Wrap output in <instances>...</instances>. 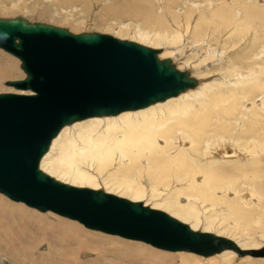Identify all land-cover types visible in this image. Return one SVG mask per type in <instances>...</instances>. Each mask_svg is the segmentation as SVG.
<instances>
[{"label":"bare ground","instance_id":"bare-ground-1","mask_svg":"<svg viewBox=\"0 0 264 264\" xmlns=\"http://www.w3.org/2000/svg\"><path fill=\"white\" fill-rule=\"evenodd\" d=\"M11 1L12 6L14 0ZM261 2L262 0H202L201 4L205 10L198 8L199 5L195 2L190 3L196 8V13L205 11L210 17L203 20V17L199 15L193 26V22L189 25L188 21V24L184 23L187 27H183L180 31L181 34L185 31L184 35H187L188 27L191 26L192 37L199 38L201 34L195 29L203 26L204 29L200 36L202 38L213 23L219 27L221 37L225 35L231 37L234 33L236 37L239 36L237 34L239 31L235 30L240 25H243L241 31L251 30L252 37H249L251 53L242 54L238 59L236 58L235 63L226 62L228 64H225L224 69L223 66L221 67L220 79L225 78L228 81L233 79L234 83H226L223 82L224 80L220 84H214L215 86L200 83V78L196 75L199 70H191V72L188 69L187 64L191 61L190 58H185L190 59L187 62L180 59L183 65H177L173 58L169 57L173 53L169 49L172 45L169 42L171 45L166 46L167 50L165 48L162 52L159 49V57L170 58L178 69L188 70L197 79V85L194 88L145 108L127 110L113 116L90 117L69 124L70 126H64L53 138L48 151L41 158L40 168L65 183L69 182L79 187L90 186L89 188L93 187L92 189H99L95 188L99 186V174L106 170L110 171L109 176L113 178L111 177L110 180L103 178V181L113 180V187H105L106 192L111 193L113 189L112 191L126 195L134 201L146 194L150 201L153 198V203L149 206L163 209L172 216L189 223L195 230L201 224L203 226L200 228L201 231H216L215 234L219 236L227 234L225 237L228 235L237 237V234H234L235 231L231 232L232 227H235L236 231L240 230L238 231L240 238L232 240L241 249H260L264 245V233L260 241L253 242L252 240L264 226V58H262L264 56L259 59L257 57L259 53L256 52L257 58L254 59V52L264 40V29H259V26L264 28V6L260 5ZM112 5L120 15L140 19L142 25L153 24V22L161 26L164 24V17L157 12L155 3L150 0H116V3ZM232 7L238 9V15L235 9L232 13ZM192 15L191 13L189 16ZM211 22L213 23L210 24ZM119 24L121 29H127L126 25H123L124 22L120 21ZM213 27L215 31L217 27L214 25ZM216 31L219 34L218 29ZM176 32L173 31V37L179 39L181 36L178 31ZM134 33L141 39H150L153 44L164 40L157 31L150 34L145 29L137 28ZM211 35L214 38L215 35ZM217 37L215 40L218 39ZM200 41L202 39L198 42ZM186 47L183 45L181 48L186 49ZM206 49L203 56H211L214 49L207 44ZM1 51L0 61L5 65L0 64V77H4L14 68H11L10 64H15V62L3 55ZM177 51L175 54L179 56ZM191 56L194 55L191 54ZM202 59L204 61L202 63H205L204 58ZM253 67L255 69L252 71ZM246 70L247 75H245ZM213 86L214 89H212ZM170 177L173 180L168 183L170 184L169 190L159 191L155 188L160 181H167ZM243 186L249 189V193L244 198L240 197ZM228 190H233L232 198L225 196ZM1 194L0 264H78L76 255L79 251L77 252V248L80 251L81 249L95 251V264H99L98 260L106 255L114 256L127 264H169L176 255L179 256L181 264H193L199 259L209 264H234L235 257L233 256L237 255L232 250H224L219 254L195 260V257L200 255L192 252H170L155 247L156 250L174 255H165L153 250L143 252L142 248L132 244L119 245L118 240H116L117 245L115 239L112 240V237L117 235L107 234L112 237L106 240L116 244L110 248L111 246H105L100 238L96 240L93 238V242L90 238L84 240L82 236L83 240L80 239L79 235H82L84 231L78 224L79 222H74L75 220L71 221L61 216L59 223H47L42 220V216L43 213L51 211L41 212L35 208L31 210L32 207L23 202H16L19 206L14 203L7 205L3 197L1 199ZM173 194H176L174 200ZM180 195L185 196L184 199L181 198L182 201L177 199ZM246 196L247 199H245ZM255 197L257 202L253 203L252 199ZM205 203L216 207L215 209L206 207L208 204ZM219 203H222L223 207ZM145 204L148 205L149 202ZM198 204L201 205L203 211H208V216L203 215L201 209V212L198 211ZM217 208L219 210L222 208L221 210L224 211L223 214L221 213L220 220L227 221V216H230L232 220L230 219V223L221 221V224L219 223L221 226L218 224L219 227L215 225V228L213 221L216 218L214 215L216 212L213 211ZM36 211L38 213H34ZM227 212L228 215H226ZM31 216L37 217L38 222L37 220L32 222L29 219ZM100 234L106 236V233ZM44 240L48 242L49 252L38 260L31 252ZM122 240L129 239L122 238ZM129 242L140 243L134 240H129ZM217 257L220 258L218 262ZM241 259L249 264H264V257L245 255Z\"/></svg>","mask_w":264,"mask_h":264},{"label":"water","instance_id":"water-1","mask_svg":"<svg viewBox=\"0 0 264 264\" xmlns=\"http://www.w3.org/2000/svg\"><path fill=\"white\" fill-rule=\"evenodd\" d=\"M0 49L18 58L24 73L0 92V193L84 227L140 241L165 251L203 257L232 250L264 257L235 241L195 230L164 210L103 189L74 186L49 175L40 161L66 125L113 116L175 97L197 85L160 50L108 33L0 17ZM26 92V93H23Z\"/></svg>","mask_w":264,"mask_h":264},{"label":"rangeland","instance_id":"rangeland-1","mask_svg":"<svg viewBox=\"0 0 264 264\" xmlns=\"http://www.w3.org/2000/svg\"><path fill=\"white\" fill-rule=\"evenodd\" d=\"M150 1L155 3L157 12L158 13L160 12L161 16L164 17L163 18L164 19V24L162 26L157 24V23H155V22H153V24H147L146 23V24L142 25V22L140 21V19L136 20L135 18L124 17V16L120 15L117 12V9L115 10V6L112 5V4L116 3V0H111V1L110 0H87V1L86 0H78V1L77 0H14V3L12 4V6L10 5V2H12L11 0H0V17L25 16L26 18H28L31 21L46 22V23H51V24H54V25L62 26V27H67L70 31H72L74 33H80V32H84V31H98V32H101V33H108V34H111L113 36H116V37H119V38H122V39H130V40L139 42L141 44H144V45H147V46H150V47L161 49L162 52L166 48V46H170L172 44L171 47H169V49H171L173 51V53L169 57L173 58V60L176 62L177 65H183V63H182L183 61L182 60H184V62L185 61L187 62V60L190 61V59H191V61L188 64L187 63L186 64L189 65L188 69H190V71L191 70L192 71L199 70V73L196 74V75L199 76L200 83L202 82V84L203 83H205V84L208 83L210 85L211 84L212 85H214V84L216 85V84H220L222 82V80H224L223 82H226V83L227 82L234 83L233 79H231L230 81H228V79H225V78H222V77H221L222 79H220L219 75H221V73H222L221 67L223 66V69H224L225 64L235 63L236 58L238 59L242 54H244L246 52L251 53V51H250L251 47H250V44H249L250 43L249 42L250 41L249 37L250 38L252 37L251 34H250V33H252L251 30H248V31L247 30H242L241 31V28L243 27V25H240L238 27V29L235 30L236 32L239 31L237 33V34H239V36L236 37V34L234 33V36L232 35L234 38L232 36L229 37V35L228 36L225 35V36L221 37L220 36L219 27H217L216 24L211 22L210 24H212V23L213 24H212V26L210 25V27L212 28L213 25L215 27H217V28H215V31H216V29H218L219 34H218L217 31L216 32L213 31L214 27L212 28V33H211V28L209 27L208 31H206L207 33L205 35L203 34V37L201 38L200 37L202 35L201 31L204 29V27L203 26H198L195 29V31L199 32V34H201V35L198 36L199 38H197V36L195 38H193L192 35H191L192 34V28H191V26H189V25H191V22H193L192 23V26H193L194 21H196L198 19L199 15L203 17L202 18L203 20L208 19L210 17L209 14L207 12H205V11H203V12H201L199 14L196 13L197 10L194 7V5L193 6L190 5V3L195 2L196 4L199 5L198 8H201V9L205 10V8L203 7V4H201L202 0H150ZM260 5L264 6V1L263 0H262ZM234 9H235V7H232V9H231L232 13H234ZM235 10L237 11V12L235 11V13L238 15V9L236 8ZM170 12H171V14H170ZM172 13H174V14H172ZM191 13L193 15L190 17L189 15ZM205 15H207V16H205ZM172 17H174L175 19H173ZM194 17H196V18L194 19ZM120 21L124 22L123 25L124 26L126 25V27H127L126 30H125V28L121 29L120 24H119ZM188 21H189V25H188L189 27H188V31L186 32L187 35H184L185 31H183V34H181L180 31L183 29V27L184 28L187 27L186 25H184V23L188 24ZM202 24H204V22ZM154 25H155V27H154ZM157 27H159V28H157ZM134 28L135 29H137V28L145 29L150 34H152V32H156L157 31V32H159L161 34V36L163 37L164 40L163 41L161 40L160 41L161 43L159 42L157 44H153L152 41H150V39L144 40V39L139 38V36L134 33V30H135ZM120 29H121V32H120ZM259 29H264V28L259 26ZM173 31H175V32L178 31V33H179V35L181 37L179 39H176V38L174 39V37H173L174 35L172 34ZM210 33L214 34L216 37H217V35H219V37H217L218 39H216L217 41L215 40L216 37L214 36V38H213ZM185 38H187L188 40L185 39ZM200 39H202V41L198 42ZM172 41H174V42H172ZM169 42L171 44H169ZM222 42H224L223 43L224 46H222L223 45ZM206 44L209 45L210 48L214 49L213 54L211 56L208 55L207 57L203 56V54H205L204 51L207 50L206 49ZM183 45L187 46L186 49H182L181 48ZM177 49H178V51H177ZM180 49H182L181 51H183V50L184 51L181 52ZM1 50L2 49H0V51ZM165 50H167V48ZM175 51L179 52V56H177V54H175ZM1 52H2L3 55L7 56L12 61H14L15 64H10L11 68L14 67L13 68L14 70L12 69L11 72L6 74L4 77H0V92L14 91L12 88H10L8 86H5L4 85V81L9 80V79L22 78L23 77V72L19 68V60H17L16 57H14L13 55H11V54H9L7 52H4L3 50ZM256 52L259 53V54L257 55ZM263 53H264V40L261 41V43L257 47L256 51L254 52V59H255L256 55H257L258 58L264 56ZM191 54L194 55V56L192 57ZM233 54H234V58H232ZM187 55H188V57H187ZM200 56L202 58H204L205 63H202L204 61H203V59ZM163 58H165V57H163ZM185 58H190V59H185ZM251 58H252V56H251ZM262 58H264V57H262ZM180 59H182V60H180ZM200 59H202V60H200ZM199 60H200V63H199ZM226 62H228V63H226ZM0 64L5 65L4 62H1V61H0ZM195 65H196V67H195ZM198 65H200V66L198 67ZM219 65H220V67H218ZM254 69L255 68L253 67L252 71ZM199 74H202V75H199ZM247 74H248V71L245 72V75H247ZM239 77H242V76H239ZM214 86H213L212 89H214ZM101 174H99V177H100V180H99L100 182L98 183L99 186L95 187V188L104 189L105 187H110V186L113 187V185H112V181L113 180L110 181L111 183L103 181L104 179L105 180L106 179L110 180V179L113 178L111 175L109 176L110 171L106 170V171H104ZM49 175H51V174H49ZM52 176L55 177L54 175H52ZM101 176H102V178H101ZM59 180H61V179H59ZM172 180H173L172 177H170V178H168L167 181L163 180V181H160L159 183L157 182L160 186L155 183L156 184L155 188L157 190H159V191H166V189L169 190V188H170L169 185L170 184H168V183L171 182ZM61 181H63V180H61ZM67 183H69V182H67ZM105 183L108 186L105 185ZM146 184H148L147 180H146ZM76 186H78V185H76ZM87 187H90V186H87ZM148 188H150V187H148ZM105 189H107V188H105ZM241 189H243V190L240 191V197L244 198V196L249 193V189L247 187H245V186H243V188H241ZM112 190H111V193H114V194H116L118 196H121V197L129 198L126 195H123V194L120 195L119 192L112 191ZM168 192H170V191H168ZM225 196L227 198H232L234 196L233 190H228L225 193ZM2 197H3L4 201H5V204L10 205V204L14 203L15 205L19 206V204H17L14 201H11L10 199H8L3 194H1V199H2ZM172 197H173V200H174L176 198V194H173ZM178 197H177V199L179 201H182L181 198L184 199L185 196L184 195H180ZM151 199L152 200L150 201L149 197H147V195L145 194V196L141 197V199L135 200V201H142L144 204H145V202H149L148 205H152L153 198H151ZM245 199H247V196H246ZM131 200L134 201V199H131ZM252 202L253 203L257 202L256 197L254 199H252ZM20 204L23 207L26 206L23 203H20ZM205 204H208V203H205ZM219 204L221 205V207H223L222 203H219ZM145 205H147V204H145ZM205 206L206 205H204V207ZM197 207H198V211L199 212H201V210L203 211V209H201V205L200 204H198ZM206 207H209V208L213 207L215 209L216 206L208 204ZM30 209L31 210H35L33 208H30ZM221 209L219 210V208H217V210H219V211H217V210L213 211V212H216V213H214V215L216 217L215 220L213 221L214 222L213 223L214 227H215V225H216V227H219V225L221 224V221L230 223L229 221L232 220L230 216L229 217L227 216V221L224 220V219L220 220V218L222 217V214L224 213V211H222ZM161 210H163V209H161ZM209 212H211V211H209ZM34 213H38V212L36 211ZM202 214L203 215L204 214L207 215L209 213H208V211H203ZM226 215H228V212H227ZM42 217H43L42 218L43 221H45L47 223L55 222V224L59 223V221L62 218L61 216H57L56 214H53L51 212L43 213ZM29 219L33 222L34 220H37V217H32L31 216V217H29ZM217 219L220 220V222ZM66 221L71 222L72 220L71 221L66 220ZM202 221L204 222V220H202ZM37 222H38V220H37ZM74 222H76V221H74ZM183 222H185V221H183ZM78 224L81 226V229L84 231L82 233V235H79L80 239H82V237H83L84 240H85V238H90V240L93 242L97 238H100L102 240L101 242L104 243L105 246H107V245H108V247L111 246L110 248L115 246L117 244L116 240H118L119 241L118 242L119 245H124V244H130L131 245L132 244V245H135V246H138V247L142 248L143 252L144 251H148V250H153V251H157L158 253L165 254V255H174L172 253H167V252H162V251L156 250V249H154V247H152L150 245H147L145 243H142V242L133 244V243H130L129 240H122V238H120L118 236H116V237H118V239L116 237H112L110 235L107 236V234L105 236L103 234H100L102 232L93 231V230H89V229L87 230V228H85L82 224H80V223H78ZM187 224H189V223H187ZM202 227L203 226L201 224H199L197 229H200ZM232 228H231L232 230L230 229L231 232L234 233V231H235L234 234L235 235L237 234L236 236L239 237L240 236V234H239L240 232H238V231H240V230L238 229L236 231L235 227H232ZM260 231H259V233L255 234V236H254L255 239L252 240L253 242H258V241H260L262 239L261 235L264 233V226L262 228H260ZM212 232L216 233V231H212ZM98 233H99V235L97 236ZM226 235L227 234H225V235L223 234V236H226ZM110 237H112V240L115 239L114 241H116V244L110 243V242H108L106 240V238H110ZM228 237L233 239V240L234 239H236V240L238 239L237 237H231L229 235H228ZM93 238H94V240H93ZM35 242H36V239H35ZM122 242H124V243H122ZM36 244H38V242ZM48 249H49L48 248V242H46L44 240L39 245H37L35 249L32 250L31 254L33 255V257L38 258V260H39L42 255H46L49 252ZM82 251H84V252H82ZM77 252H78V254L76 255V259L78 261V264H80V263L81 264H92V263L95 264L94 263V262H96V257H95L96 256V252L95 251L90 250V249H81V251H80L77 248ZM81 256H83V257H81ZM195 258H196L195 260H197L199 258H205V257L197 256ZM233 258H234V264H249V262H245L244 260L241 259L242 257H238L237 255L233 256ZM112 259H114L113 262H112ZM199 260L195 261L193 264H209V263H207V261H199ZM214 260H212V261H214ZM99 261H100L99 264H127L126 262H124V261H122L120 259H117V258H115L114 256H111V255H106L102 259H99L98 262ZM109 261L112 262V263H110ZM179 261H180L179 256L176 255V257H173V260L170 261L169 264H171V263L172 264H181V261L180 262ZM216 261L217 262L220 261V258L217 257Z\"/></svg>","mask_w":264,"mask_h":264}]
</instances>
